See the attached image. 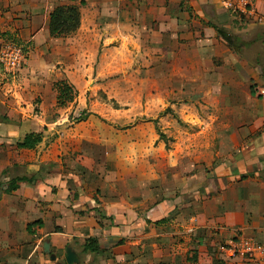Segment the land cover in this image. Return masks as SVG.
<instances>
[{
	"label": "crops",
	"instance_id": "crops-1",
	"mask_svg": "<svg viewBox=\"0 0 264 264\" xmlns=\"http://www.w3.org/2000/svg\"><path fill=\"white\" fill-rule=\"evenodd\" d=\"M81 2L77 31L50 37L52 11ZM253 10L262 25L249 48L264 42V0H254ZM232 17L219 0H0V47L13 38L29 51L20 77L0 75V264H66V248L78 264H258L227 261L220 249L240 237L264 244V113L235 132L232 149L211 172L179 170L168 184L132 186L124 173L120 183L106 162L74 154L71 144L79 140L65 145L50 138L64 131L54 84L63 79L75 86L90 75L101 43L136 46L146 65L179 66L163 59L173 57V48L179 55L180 41L198 27L226 32L240 56L242 43L217 29ZM187 60L194 71L195 56ZM187 74L182 78L193 80ZM255 84L254 97L264 105V88ZM37 133L43 136L34 150L16 147ZM17 178L32 182L4 193ZM88 240L98 252H83ZM44 242L55 261L43 252Z\"/></svg>",
	"mask_w": 264,
	"mask_h": 264
},
{
	"label": "rangeland",
	"instance_id": "rangeland-1",
	"mask_svg": "<svg viewBox=\"0 0 264 264\" xmlns=\"http://www.w3.org/2000/svg\"><path fill=\"white\" fill-rule=\"evenodd\" d=\"M82 6L85 3L74 5L78 9ZM260 25L253 17L233 15L218 26L238 39L237 46L238 41L242 43L240 56L216 30L195 28L193 37L180 41L183 48L179 55L173 48V57L163 59L170 63L179 60V66L146 65L136 46L127 49L122 41L109 46L101 43L94 50L90 75L75 86L62 78L57 81L76 91V103L56 107L64 120L58 129L64 131L48 137L64 139L65 145L79 140L71 144L74 154L92 157L97 164L106 162L113 175L119 173L114 179L122 183L124 173L132 186L168 184L179 170L211 172L232 149L235 132L264 113L262 102L249 97V88L257 86L255 80L264 88V42L248 46L252 32ZM260 33L259 38L264 39V30ZM6 41L29 53L28 45L13 38ZM194 56L193 71L187 58ZM166 68L168 72L163 74ZM192 72L193 80L182 78L187 73L192 76ZM19 73L8 76L0 69L5 80L20 77ZM52 114L53 118L60 116ZM83 114L87 120L77 122ZM108 178L112 183L113 177Z\"/></svg>",
	"mask_w": 264,
	"mask_h": 264
},
{
	"label": "trees",
	"instance_id": "trees-1",
	"mask_svg": "<svg viewBox=\"0 0 264 264\" xmlns=\"http://www.w3.org/2000/svg\"><path fill=\"white\" fill-rule=\"evenodd\" d=\"M80 5H84L83 2ZM80 16L79 9L74 6H61L55 8L49 16V34L52 38H63L72 33H75L79 27ZM54 89L56 91V105L58 107H64L66 104H72L75 100L76 91L72 89L67 83L56 82L54 84ZM249 93L252 97L255 96V92L252 87L249 88ZM259 98V97H258ZM87 115L83 114L77 122H85L87 120ZM42 141V134H29L19 142L16 147L18 149L24 150H34L37 145ZM27 182L31 183L32 180L27 178H17L11 180L8 184L4 185L3 191L6 194L14 192L17 190V183ZM36 225H40L37 222ZM99 248L95 245L94 240H88L83 246L84 253H96Z\"/></svg>",
	"mask_w": 264,
	"mask_h": 264
},
{
	"label": "built area",
	"instance_id": "built-area-1",
	"mask_svg": "<svg viewBox=\"0 0 264 264\" xmlns=\"http://www.w3.org/2000/svg\"><path fill=\"white\" fill-rule=\"evenodd\" d=\"M224 10L232 15L253 16L254 0H219ZM27 55L20 46L11 42L0 47V69L7 75L14 76L25 66ZM221 256L227 261L233 259L246 260L264 264V244L251 239L237 238L220 249Z\"/></svg>",
	"mask_w": 264,
	"mask_h": 264
},
{
	"label": "water",
	"instance_id": "water-1",
	"mask_svg": "<svg viewBox=\"0 0 264 264\" xmlns=\"http://www.w3.org/2000/svg\"><path fill=\"white\" fill-rule=\"evenodd\" d=\"M218 34L224 42H226L229 46L234 48V43H233L232 37L230 35H228L226 32H222V31H219ZM42 248H43V252L46 255H50L51 261H55L56 258L54 255H51L50 245L47 242L43 243ZM63 257H64V261L66 264H78V262H79L77 255L70 248H66L64 250V256Z\"/></svg>",
	"mask_w": 264,
	"mask_h": 264
}]
</instances>
